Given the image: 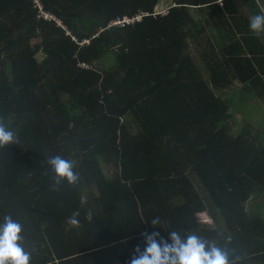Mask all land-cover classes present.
I'll return each mask as SVG.
<instances>
[{"label": "trees", "instance_id": "trees-1", "mask_svg": "<svg viewBox=\"0 0 264 264\" xmlns=\"http://www.w3.org/2000/svg\"><path fill=\"white\" fill-rule=\"evenodd\" d=\"M257 1L0 0V121L18 139L0 148V223L23 226L30 264H128L145 231L264 264V205L247 209L264 200V131L231 125L264 97ZM55 155L77 184H55Z\"/></svg>", "mask_w": 264, "mask_h": 264}, {"label": "clouds", "instance_id": "clouds-1", "mask_svg": "<svg viewBox=\"0 0 264 264\" xmlns=\"http://www.w3.org/2000/svg\"><path fill=\"white\" fill-rule=\"evenodd\" d=\"M249 28L257 36L264 34V8L260 14L250 17ZM17 142L16 134L0 121V148ZM47 162L55 173L53 180L56 185L64 180L72 185L78 183L80 177L74 171L75 164L72 160L55 155L49 157ZM84 202L82 198L81 203ZM75 215L78 213L73 214ZM69 222L74 226L78 225L75 219H70ZM160 222L159 217L151 220L153 226ZM22 233L23 226L18 221L9 215L3 218V223H0V264H30L31 253L22 244ZM142 235L144 247L136 246L128 264H236L229 259L227 251L195 234L182 238L178 232L171 231L170 242L158 231H145ZM239 259L240 257L236 258Z\"/></svg>", "mask_w": 264, "mask_h": 264}, {"label": "rangeland", "instance_id": "rangeland-1", "mask_svg": "<svg viewBox=\"0 0 264 264\" xmlns=\"http://www.w3.org/2000/svg\"><path fill=\"white\" fill-rule=\"evenodd\" d=\"M257 3L260 6L264 7V0L257 1ZM172 2L171 0H160L156 7V11H160L161 9L168 8L171 6ZM166 11V10H162ZM204 37V34H203ZM194 48V47H193ZM192 48V55L194 59L199 63L200 59V53H196L194 49ZM109 62V58L106 59V61H99L96 66L97 69H100L101 66L107 65ZM237 85V84H236ZM239 108H241V112H234L233 118L231 120V125L234 134H237L242 127H244L245 123L249 124L250 126L255 127L256 129H260L261 131H264V97L263 98H255L251 99L249 96H245L243 100L241 99V104L239 105ZM135 129L133 127H130V131L133 132ZM264 198V194H263ZM264 205V200H250L247 203V209H253L255 206L259 207V205ZM263 211L264 215V206L261 209ZM205 219H207L206 215H204Z\"/></svg>", "mask_w": 264, "mask_h": 264}, {"label": "built area", "instance_id": "built-area-1", "mask_svg": "<svg viewBox=\"0 0 264 264\" xmlns=\"http://www.w3.org/2000/svg\"><path fill=\"white\" fill-rule=\"evenodd\" d=\"M33 1V3L35 4V6H37V7H39L40 8V5H39V2H38V0H32ZM220 5H221V3H220ZM157 14H160V15H165V14H167V10L166 11H161V12H159V13H157ZM43 17H44V19H49V18H51L49 15H47V14H43ZM141 15H137V16H134V17H132V18H127V17H123L122 19H117L116 21H114L113 23H112V25H115V26H123V25H125V24H132V23H134V22H138L140 19H141ZM84 42H86V41H84Z\"/></svg>", "mask_w": 264, "mask_h": 264}]
</instances>
